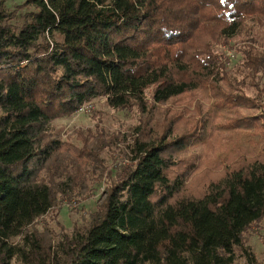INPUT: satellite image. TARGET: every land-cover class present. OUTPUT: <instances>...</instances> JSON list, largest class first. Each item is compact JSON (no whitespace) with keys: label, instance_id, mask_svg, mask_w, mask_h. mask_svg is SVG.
Listing matches in <instances>:
<instances>
[{"label":"trees","instance_id":"16d2710c","mask_svg":"<svg viewBox=\"0 0 264 264\" xmlns=\"http://www.w3.org/2000/svg\"><path fill=\"white\" fill-rule=\"evenodd\" d=\"M232 36L239 79L214 52ZM263 74L264 0H0V264H262L243 234L264 219ZM97 97L138 117L113 173L118 133L51 131ZM104 174L81 226L32 227Z\"/></svg>","mask_w":264,"mask_h":264},{"label":"rangeland","instance_id":"374dc122","mask_svg":"<svg viewBox=\"0 0 264 264\" xmlns=\"http://www.w3.org/2000/svg\"><path fill=\"white\" fill-rule=\"evenodd\" d=\"M7 10L13 9L16 5L26 0H3ZM20 10L17 15V21L21 20ZM254 36L257 43L262 41L263 33L255 29ZM241 38L232 36L226 45L215 44L214 52L221 55L225 61L226 73L231 77L241 78L242 56L238 51L241 44ZM259 82L264 85V74L259 77ZM245 91L251 95L253 90L245 87ZM82 110L74 112L65 117L55 119L51 125L52 133L74 147H80L83 138H88L89 132L93 130L95 123L107 133H118L124 141L117 143L115 146L105 149L101 152L100 157L104 161L107 173H113L115 167L121 162L132 158V154L126 147L129 143V133L137 125V114L125 110H113L109 108L104 97H97L84 103ZM202 147H187L180 152L182 155L189 153H202ZM93 183L90 188V194L84 197L75 198L70 202H62L53 207L43 216L37 218L32 227L38 231H50L54 238L60 231L69 232L73 226H81L89 215L95 211L96 206L103 198V191L107 182V174L96 180L93 176ZM50 233V234H51ZM49 233H47L48 236ZM243 238L245 245L254 253L258 262L264 264V219L257 221L249 226L244 232ZM234 264H244L241 257H237Z\"/></svg>","mask_w":264,"mask_h":264},{"label":"built area","instance_id":"2783aa9c","mask_svg":"<svg viewBox=\"0 0 264 264\" xmlns=\"http://www.w3.org/2000/svg\"><path fill=\"white\" fill-rule=\"evenodd\" d=\"M83 106V105H82ZM82 106L77 110V112H79V111H81L83 108H82Z\"/></svg>","mask_w":264,"mask_h":264},{"label":"snow or ice","instance_id":"6c2138e0","mask_svg":"<svg viewBox=\"0 0 264 264\" xmlns=\"http://www.w3.org/2000/svg\"><path fill=\"white\" fill-rule=\"evenodd\" d=\"M222 2H223V0H222Z\"/></svg>","mask_w":264,"mask_h":264}]
</instances>
